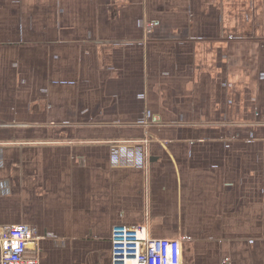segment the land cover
I'll list each match as a JSON object with an SVG mask.
<instances>
[{
    "label": "crops",
    "instance_id": "0c3cea01",
    "mask_svg": "<svg viewBox=\"0 0 264 264\" xmlns=\"http://www.w3.org/2000/svg\"><path fill=\"white\" fill-rule=\"evenodd\" d=\"M0 224L40 264H264V0H0Z\"/></svg>",
    "mask_w": 264,
    "mask_h": 264
},
{
    "label": "built area",
    "instance_id": "2783aa9c",
    "mask_svg": "<svg viewBox=\"0 0 264 264\" xmlns=\"http://www.w3.org/2000/svg\"><path fill=\"white\" fill-rule=\"evenodd\" d=\"M41 239L33 225L0 224V264H40L27 252L36 250ZM111 243L112 264H183L182 241L152 238L145 225H115ZM224 263L230 264V259Z\"/></svg>",
    "mask_w": 264,
    "mask_h": 264
}]
</instances>
